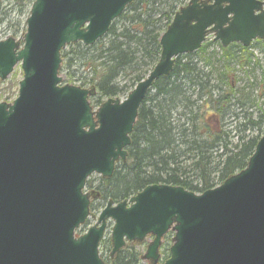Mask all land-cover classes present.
<instances>
[{"label":"water","instance_id":"95a60500","mask_svg":"<svg viewBox=\"0 0 264 264\" xmlns=\"http://www.w3.org/2000/svg\"><path fill=\"white\" fill-rule=\"evenodd\" d=\"M134 0H34L23 45L0 42V80L21 62L18 97L0 104V264H104L97 247L113 221L111 257L125 240L154 237L144 260L157 264L161 238L172 231L163 264H264V135L245 169L215 189L195 195L151 185L112 206L86 234L74 231L89 215L87 178H109L125 148L138 109L176 57L197 51L206 36L225 48L264 39V2L190 0L160 35V56L124 100L108 99L96 112L92 91L61 86L60 52L91 46Z\"/></svg>","mask_w":264,"mask_h":264},{"label":"trees","instance_id":"16d2710c","mask_svg":"<svg viewBox=\"0 0 264 264\" xmlns=\"http://www.w3.org/2000/svg\"><path fill=\"white\" fill-rule=\"evenodd\" d=\"M32 1L0 0V23L12 35ZM187 1H133L95 44L75 43L61 51L64 83L95 89L93 107L125 97L157 63L159 37ZM253 48L264 51V40L248 48L235 43L222 48L208 39L196 52L175 59L171 73L154 82L138 109L126 161L115 166L110 178H99L94 186L86 183L87 191L98 193L101 206L128 199L149 185L201 194L246 167L264 134V103L257 105L262 92L254 94L259 62ZM97 209L91 201V213ZM168 238L161 247L164 259ZM110 249V240L101 241L105 264H143L134 243L113 258Z\"/></svg>","mask_w":264,"mask_h":264},{"label":"rangeland","instance_id":"374dc122","mask_svg":"<svg viewBox=\"0 0 264 264\" xmlns=\"http://www.w3.org/2000/svg\"><path fill=\"white\" fill-rule=\"evenodd\" d=\"M187 3H188V1L185 3V5ZM29 8H30V6L25 10L26 13L29 12ZM26 13H24L23 15H25ZM21 20H22V18H21ZM8 33H9V31L6 29V24L0 23V38H4V36H6ZM16 38H20L19 33H17ZM212 38H213L212 34L207 36V40L208 39L211 40ZM215 52H218V49H216ZM252 53L254 55V58H256L259 62L258 66L255 67L256 70L253 74L254 75L253 82L256 83V89L258 91L257 93H254V94L256 96H258L262 92L261 98H259L257 100V105L259 106L262 103H264V86H262V80L264 79V51H262L260 48H253ZM22 76H23V73H22V70L20 68V64H17L15 66V68L13 69L12 73L4 81H0V103L1 102L11 103L16 98L18 83L21 80ZM241 77L243 80H245L244 76L241 75ZM61 79H62V83L64 84L65 76L61 75ZM122 83H124L123 80L120 81V84H122ZM97 108L98 107H96L94 109L96 110ZM263 108H264V106H263ZM99 178L100 177L97 175H91L88 180L94 186V185H96ZM96 196H91V199H92V201H94L95 206H98V209L95 210L94 212L90 213V216L86 220L85 224H83L79 228V231H77V233H76L77 235L85 233L88 228L92 227L96 223L98 214L101 211V209L103 208V206L105 205V204H103L101 206V204L97 200L98 198ZM111 228H112V222H109L107 225V230H106L105 235H104L105 240H110ZM170 237L171 236H169V238L167 239L168 240L167 242H170ZM151 240H152V237L149 236L145 240H143L142 242H135L136 243V249L142 255L141 256V262L143 264H150L149 261H145L143 259V255L145 254L146 248H147L148 244L151 242ZM159 255H161V249H159Z\"/></svg>","mask_w":264,"mask_h":264},{"label":"bare ground","instance_id":"6f19581e","mask_svg":"<svg viewBox=\"0 0 264 264\" xmlns=\"http://www.w3.org/2000/svg\"><path fill=\"white\" fill-rule=\"evenodd\" d=\"M17 90H18V88H17Z\"/></svg>","mask_w":264,"mask_h":264}]
</instances>
